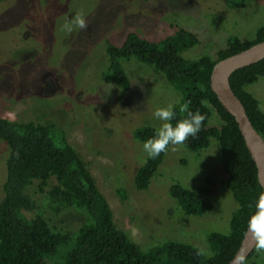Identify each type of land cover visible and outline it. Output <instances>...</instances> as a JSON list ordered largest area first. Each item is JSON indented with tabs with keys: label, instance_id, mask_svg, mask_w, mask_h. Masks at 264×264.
Returning a JSON list of instances; mask_svg holds the SVG:
<instances>
[{
	"label": "rangeland",
	"instance_id": "obj_1",
	"mask_svg": "<svg viewBox=\"0 0 264 264\" xmlns=\"http://www.w3.org/2000/svg\"><path fill=\"white\" fill-rule=\"evenodd\" d=\"M77 12L85 14L88 27L73 25L69 34L63 26ZM259 27H264V0H0V117L50 122L62 130L105 198L115 226L142 251L176 241L203 248L210 257L205 236L227 234L237 208L223 187L218 144L209 138L195 153L169 146L147 188L137 190L133 176L147 155L133 132L159 127L154 110L173 105L178 96L151 67L130 58L122 62L129 89L117 102L118 88L103 77L105 41L119 46L129 32L156 41L181 29L188 42L196 39L180 52L184 60L213 59L228 36L249 41ZM244 89L264 113V78ZM218 125L211 111L207 126ZM6 155L0 140V200ZM205 178L213 182L211 210L185 215L169 187L195 190ZM29 190L34 197L35 185ZM43 218L59 233H73L84 221L70 207L45 209ZM253 252L244 264H264V252Z\"/></svg>",
	"mask_w": 264,
	"mask_h": 264
},
{
	"label": "trees",
	"instance_id": "obj_2",
	"mask_svg": "<svg viewBox=\"0 0 264 264\" xmlns=\"http://www.w3.org/2000/svg\"><path fill=\"white\" fill-rule=\"evenodd\" d=\"M245 1L236 0L237 4ZM259 42H264V27L257 28L249 41L228 36L224 49L217 51L213 59L199 57L187 61L180 52L196 43V39L188 42L181 29L156 41L140 38L133 32L127 33L119 46L105 41L107 65L103 77L118 88L117 102L129 89L122 62L134 58L161 75L175 91L176 119L183 118L179 107L188 101L191 111L199 110L206 117L197 137H190L180 147L195 153L208 146L209 138L217 142L223 187L237 205L231 213L227 234L210 232L205 236L210 257L197 256V248L176 241H165L142 251L115 226L105 198L62 130L50 122L17 123L0 117V140L7 147L0 200V264H226L239 247L248 219L255 211L254 201L262 190L233 118L210 90L209 75L218 60ZM261 78L264 58L234 71L228 84L252 128L264 141V113L244 89ZM202 100H207L209 106H202ZM211 111L219 120L217 127L207 126ZM154 132V128L145 126L135 130L133 137L144 143ZM163 156L161 153L156 159L144 158L133 176L137 190L147 188ZM212 183L205 178L195 190L172 184L169 196L185 215L198 217L212 208L208 199ZM34 185L32 197L29 189ZM67 207L77 211L83 223L73 233L53 232L43 218L45 209L57 212Z\"/></svg>",
	"mask_w": 264,
	"mask_h": 264
},
{
	"label": "clouds",
	"instance_id": "obj_3",
	"mask_svg": "<svg viewBox=\"0 0 264 264\" xmlns=\"http://www.w3.org/2000/svg\"><path fill=\"white\" fill-rule=\"evenodd\" d=\"M73 25L76 29H87L88 20L83 12H77L69 21H66L63 30L71 34L74 30ZM190 103L191 101H188L179 107V112L184 114L181 119H176V112L172 104L154 110L153 118L161 123L155 129L154 135L146 139L142 145L148 158H158L161 153L169 151V146H172V151H176L178 146L184 145L190 137H197L206 117L199 110L191 111L189 108ZM201 104L204 107L209 106L207 100H202ZM174 120L175 124L172 123ZM253 207L255 211L248 219L247 232L254 241L256 251L264 252V192L259 193ZM196 255L207 256L209 253L203 248H197ZM238 259L240 264H244L245 255H239Z\"/></svg>",
	"mask_w": 264,
	"mask_h": 264
},
{
	"label": "water",
	"instance_id": "obj_4",
	"mask_svg": "<svg viewBox=\"0 0 264 264\" xmlns=\"http://www.w3.org/2000/svg\"><path fill=\"white\" fill-rule=\"evenodd\" d=\"M263 58L264 42H259L245 50L218 60L212 66L209 75L210 90L223 110L233 118L246 150L254 163L257 183L262 192H264V141L252 128L244 108L229 87L228 78L234 71L254 64ZM254 249V241L246 228L238 249L226 264H240L239 255H245L246 260Z\"/></svg>",
	"mask_w": 264,
	"mask_h": 264
},
{
	"label": "crops",
	"instance_id": "obj_5",
	"mask_svg": "<svg viewBox=\"0 0 264 264\" xmlns=\"http://www.w3.org/2000/svg\"><path fill=\"white\" fill-rule=\"evenodd\" d=\"M253 97V96H252Z\"/></svg>",
	"mask_w": 264,
	"mask_h": 264
}]
</instances>
